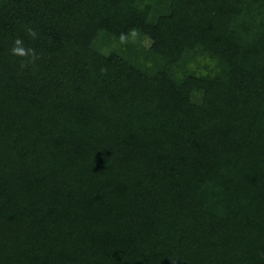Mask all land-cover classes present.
I'll list each match as a JSON object with an SVG mask.
<instances>
[{"label":"trees","instance_id":"obj_1","mask_svg":"<svg viewBox=\"0 0 264 264\" xmlns=\"http://www.w3.org/2000/svg\"><path fill=\"white\" fill-rule=\"evenodd\" d=\"M0 264H264V0H0Z\"/></svg>","mask_w":264,"mask_h":264},{"label":"clouds","instance_id":"obj_2","mask_svg":"<svg viewBox=\"0 0 264 264\" xmlns=\"http://www.w3.org/2000/svg\"><path fill=\"white\" fill-rule=\"evenodd\" d=\"M28 32H29V35L35 37L36 33L32 29H29ZM15 45L16 46L12 49V53L14 55H18V56H29V55H32L33 57H35L34 50L33 49H25L22 46V41L20 39H17L15 41Z\"/></svg>","mask_w":264,"mask_h":264},{"label":"rangeland","instance_id":"obj_3","mask_svg":"<svg viewBox=\"0 0 264 264\" xmlns=\"http://www.w3.org/2000/svg\"><path fill=\"white\" fill-rule=\"evenodd\" d=\"M152 49H155V48H152Z\"/></svg>","mask_w":264,"mask_h":264}]
</instances>
